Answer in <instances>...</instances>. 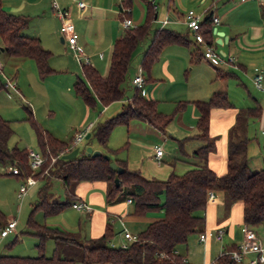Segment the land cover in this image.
<instances>
[{
	"label": "trees",
	"instance_id": "obj_1",
	"mask_svg": "<svg viewBox=\"0 0 264 264\" xmlns=\"http://www.w3.org/2000/svg\"><path fill=\"white\" fill-rule=\"evenodd\" d=\"M131 1L121 0L120 10L130 8ZM146 2L144 23L123 29L115 39L105 76H101L92 66L82 65V78L74 83L73 88L86 105L93 106L99 103L106 106L124 96L122 84L128 82L132 56L137 47L149 36L153 9L151 3ZM262 9L264 11V6ZM120 16L121 20L124 17L130 18V13H120ZM212 23L210 14L205 16L200 24L199 32L204 44H215ZM27 25L28 16L6 12L0 1L1 49L9 56L32 59L39 77L43 79L53 71L49 65L51 52L42 47L39 38L22 33ZM191 43L187 34L168 28L155 29L151 33L148 47L142 53L140 64L142 75L144 72L147 74L143 76L144 82L149 81L150 69L165 46L176 44L189 47ZM193 103L198 111L197 132L185 139L195 138L203 142V145L192 152V156L199 164L182 174H176L172 170L165 179L147 178L138 170L130 169L126 160L117 158L116 150L108 147L110 134L117 125L127 126L130 120L136 119L163 132L172 120V115L158 111L156 101L143 96L140 89L134 88L133 95L116 115L107 118L90 131L88 138L93 137L103 149V154L113 155V160L106 159L103 155L91 156L86 154L85 150L78 151L73 158H62L63 154L70 152L74 147H68L66 142L42 128L26 107L29 114L26 119L34 131L38 151L46 157L42 168L33 176H38L43 168L49 165L52 157L55 161L49 167L48 174L39 179L42 180V184L37 189L36 203L26 221L25 233L37 238L35 244L37 255L2 253L0 264H76L73 259L59 255V245L78 246L81 251L80 264H186L183 256L176 251V247L186 243L191 234L205 230L202 229L205 222L203 213L208 204L209 191L221 193L230 203L241 202L243 224L255 230L264 223V168L251 170L246 150L249 141L246 135L247 120L259 117L261 108L255 106L237 111L235 122L227 135L226 171L218 175L207 163L208 154L214 149V138L209 134L210 111L213 108H230L232 103L225 92H214L208 100ZM185 105L186 102H180L177 112ZM12 134L10 121L0 115V162L15 165L19 170L15 175L23 176L24 179L30 175L29 172L32 173L27 163V150L17 146L9 147L8 142ZM111 161L123 168L121 174L110 167ZM116 178L117 185L114 183ZM53 179L60 180L65 194L64 201L57 200L51 194ZM82 181L105 182V199L108 204L130 198L134 215L144 216L148 212L163 211L164 216L149 222L137 233V240L127 243L125 247L108 244L114 234L109 222L105 224L100 236L82 239L78 232L41 224L33 219V214L37 210L42 211L44 217L61 213L77 200L75 186ZM6 222L0 210V228ZM15 240L14 238L12 243ZM48 240L54 242L51 255H46L44 251ZM214 264L237 263L228 255L222 254L214 259Z\"/></svg>",
	"mask_w": 264,
	"mask_h": 264
},
{
	"label": "crops",
	"instance_id": "obj_2",
	"mask_svg": "<svg viewBox=\"0 0 264 264\" xmlns=\"http://www.w3.org/2000/svg\"><path fill=\"white\" fill-rule=\"evenodd\" d=\"M0 1L3 9L6 12L28 16V25L22 30V33L26 36L39 38L42 47L51 52L49 65L53 70L66 68L69 66L67 63L70 60L67 58L68 56L66 54H61V51H59V48L57 45H55V40L57 39L58 35H61V32L60 20L53 12L52 1H56L60 8L68 9L70 12L71 21L74 24L75 30L78 34V44L81 46L91 63L89 66H92L101 76H105L107 74L112 45L115 39L122 33L120 25L121 16L118 11V9L120 10L119 3L116 6L115 2L110 0H81L84 2L85 6L79 10L76 5L77 0ZM147 1L151 3L153 9L151 24L154 21L156 23V28L154 29H151L150 25L148 36L149 42L151 33L155 29L168 28L187 34L190 41L197 47L195 49H190L189 47L176 44L165 46L162 49L157 61L154 63H160L162 74L170 81L174 80L171 74L172 69L169 67L170 58L172 57L180 58L185 63L188 61V64L191 65V70H193L194 67H203L207 70V74H209V80L206 86L202 84L203 80H201L199 85L197 84V86H195L194 95H192V97H188L189 99L184 101L186 102V105L177 114L176 118L179 123V127L181 128V136L184 137L182 138L183 143L179 141L181 142L179 144L180 148L183 149L184 142L187 141L185 138L193 136L197 132L196 120L198 117V111L193 102L206 101L214 92H225L227 94L228 100L232 103V107L213 108L210 111L209 134L214 138V149L208 154V166L218 175L223 174L226 171L227 135L229 129L235 122V115L237 111L247 107L259 106L261 108V115L257 118H249L246 123V135L249 139L246 150L247 156L249 157V168L252 167L256 170L264 168V94L259 90H257V93L256 90L255 92L247 90V82H245L246 79H251L250 81H252V77L255 73L262 72L264 85V11L262 9L264 5L258 0H225L231 3L226 5L222 3V8L217 11L216 8L214 9L213 5H215L219 0H217L215 3L212 2V6L207 4L206 0H166L165 7L160 8V16L162 17L161 19H157L159 16L156 12L158 7L153 3L154 0ZM193 5L199 6L198 14H201V16L205 17L211 14L212 17H217L219 19L218 23H212V34L213 40L216 44V51L220 52L222 55H231L233 57L236 55L234 57L233 63L224 61L220 63L208 62L204 60L202 52L197 53L199 51V44L195 43L194 39L192 41L189 34L190 31L187 26H185L186 24L184 22V17L187 12L186 9L188 7H193ZM132 13L133 11L131 9L130 19L132 20L133 26L142 24V19L146 16V13L145 15L143 13H138L135 19H133L134 13ZM215 29L217 32H222L224 36H226L225 40H221V44L217 43L219 38L216 34H214ZM60 42L65 43V45L67 44L62 35L60 37ZM224 44L227 46L232 44L235 48L232 49V52L229 51L228 53H225L224 50L218 51L217 46ZM148 45L145 47V49L148 47ZM202 46L203 45H201V47ZM2 52L4 51L1 50V53ZM10 57L11 56H9L8 59H10ZM21 58L30 59L27 57ZM20 62L23 63L22 61ZM18 64L19 63L14 64L15 68L18 67ZM156 65L153 66L154 68L152 72H149V81L144 82V84L151 82L153 84L148 86V88H145L143 85L141 89L143 96L148 99H153L152 94L154 93V89L157 87L158 83H161L160 80H155L151 77L152 74L155 76V67H158ZM208 65H211L213 70ZM218 65H221V68L216 67ZM2 70L3 69H1V71ZM17 72L18 69H16V73L14 74V82L9 79L14 85L13 89H16L18 86ZM248 72H250L249 76H246ZM30 78H32L31 75ZM79 78L80 77L77 75L73 85ZM231 82H233V86L238 87V91H240L239 98L244 102V105L248 104L247 106L242 107L240 100H234L233 98L235 95H230L233 90V86L231 87L230 85ZM4 84L3 87H5ZM5 88L11 89L9 87ZM68 88H70V86H68ZM71 89L74 91L73 87H71ZM227 90H229L231 93H228ZM74 94L76 95L75 92ZM76 97L78 96L76 95ZM123 97L119 100L112 101L106 106L101 105L102 108L99 111V116L93 114L89 108L93 107L95 104L93 106H88L84 103L86 105L82 109V111H84V116L80 120L78 126H80V128L84 127L82 130L85 131L87 126L91 125L88 130V133H90V131L95 126L109 118L104 117L105 119L102 120L101 115H106V112L109 111L112 105H114L113 103L117 102L120 104V109L117 107L113 112L114 114L117 111L114 115H116L121 110L122 106L126 103L125 102L121 104ZM153 100L156 101L157 106L158 101L156 99ZM189 105L191 107L190 115L187 116L186 111ZM28 109H30L32 113L31 108L28 107ZM131 121L132 120H130V122ZM138 125L139 128H142L143 130L148 129L145 128V126L142 127V124ZM80 130L76 132V134L82 132ZM153 130L156 129L153 128ZM161 133L165 134L164 131ZM196 140L198 142H194L195 140H192V144H194L192 147L186 151L183 149L186 153L187 159H191L190 162L187 161V167H183L186 168V170L192 169L199 164L198 160L192 156V152L198 148L197 147L194 149L196 146L200 147L203 142L198 139ZM71 145L72 142L71 144H68V147H71ZM152 147L154 148V146ZM153 148L152 152L149 153L150 156L148 155L145 157V163L144 160L141 161V166L145 167L146 171L152 178L165 179L172 170L174 171V163L173 166L166 164L164 166H156L162 163L164 154L162 155L160 163H158L154 158ZM117 158L126 160V163L129 162L127 157ZM21 178L23 179V176H21ZM38 182H42V180H38L35 185H37ZM105 191L106 183L102 181H82L75 186L74 192L77 199L86 202L92 208V211L89 213L82 212L87 217L88 222V235L85 234L86 239L100 236L103 233L104 226L107 222L111 224L112 228L114 223L118 222V234L122 239V243H126L127 240H125L123 237V228L130 232L127 229L126 222L142 223L145 224L146 227L149 222L159 220L164 216L162 211L148 212L144 216L134 215L132 213L133 204L132 202L127 201L128 198L117 203L108 204L105 199ZM203 215L205 222L202 229H215L218 227H223L225 234L221 241L209 240L207 242L198 241L196 236L192 238L193 234H198L197 232L191 234L188 237L186 243L179 244L176 247V251L186 260V264H203L212 262L216 257H218L221 251L235 247L242 239L241 227L243 222L241 202L235 201L230 203L221 193L215 192L214 200L208 201ZM4 225L5 223L2 226ZM16 227L17 222L15 230ZM255 231L264 245V223L256 227ZM241 264H247V259H245Z\"/></svg>",
	"mask_w": 264,
	"mask_h": 264
},
{
	"label": "rangeland",
	"instance_id": "obj_3",
	"mask_svg": "<svg viewBox=\"0 0 264 264\" xmlns=\"http://www.w3.org/2000/svg\"><path fill=\"white\" fill-rule=\"evenodd\" d=\"M110 1L115 2L116 6L118 3L120 5L121 2V0ZM146 1L147 0L131 1L130 10L132 9L134 13L133 19L137 17L138 13H143L145 15L147 7ZM165 1L166 0H154L153 2L158 7V10L156 12L159 16L157 19H161L162 17L160 16V8L165 7ZM206 3L212 6V0H206ZM222 3L226 5L231 2L219 0L215 5H213L214 9L216 8L217 11L221 9L223 6ZM198 7L199 6L193 5V7H188L186 11H188V9H192L195 14H198ZM203 17L204 16H202V18ZM144 21L145 17L142 19L141 23L143 24ZM154 28H156L155 21L151 24V29ZM122 30L123 28L121 27V31ZM189 34L193 41L194 37L192 33L189 32ZM60 37L61 35L57 36L55 45H57L59 51H61V54H66L68 56L67 58L70 61L67 63V65L69 66H67L66 68L53 70L52 73H50L43 79L39 77L36 65L32 59L13 56L8 59V54L4 52L1 53V65L3 67V70L0 71V83L2 84V87L0 88V115L10 121V125L13 130V134L11 135L8 142L9 147L17 146L18 148H25L26 150L39 149L34 131L30 123L26 119L29 115L26 107L31 108L34 119L38 124L41 125L42 128L48 130L55 137H57V139L63 140L67 144H71L73 138L76 135V132H78L80 129V131H83L82 129L84 127L80 128V126L78 125L80 120L84 116V111H82V109L86 105L80 98L76 97L73 89H71V87H73V82L76 80V76L78 75L80 78H82V73L80 71L81 64L76 61L68 45L60 42ZM148 44L149 39L147 38L142 44L137 47L134 55L132 56L128 73L129 80L127 83L122 84V87L125 89V94L123 99L121 100V104L127 102V98H130L133 95L134 88L130 81L133 75L137 73V69L141 67V54ZM192 44L194 43H191V46H189L190 49L197 48L195 44ZM198 48L199 51L197 53L203 52V46L201 47V45H199ZM233 48L235 47H233L232 44H230V46H227L225 44L217 46L218 51L224 50L225 53H228L229 51L232 52ZM235 56L236 55H234V57ZM20 61H22L23 63H21ZM15 63H19L17 68H15ZM27 64L29 67L27 66ZM156 64L154 65L158 67H155V76L152 74L151 77L155 80H160L161 83H158L157 87L154 89L152 97L153 99H156L158 101L157 109L161 111V113L172 115V120L164 130L165 134H162L161 132L159 133L158 130H153L152 127H149L143 121L132 119L131 122L129 121L127 126H115L110 134L108 141V147L111 150H116L117 157H127L130 162L127 163L128 167L130 169L138 170L143 176L147 178H151V176L150 174H148L145 167L141 166V161L144 160L145 163V157H147L148 155L150 156L149 153L152 152V146L155 145L161 146L164 154L162 163L156 166H164L165 164L173 166L174 163V171L176 174H180L186 170V168L183 167H187V161L190 162L191 159H187L184 150L186 151L194 145L192 144V140H195L194 142L198 141L194 138H190L186 142H184V150L180 148L179 144L182 142V138L184 137L181 136V128L179 127V123L176 118L178 114L177 106L180 102L186 101L187 99H189L188 97H192V95H194L195 86H197V84L199 85L201 80H203L202 84L204 86H206L209 80V74H207L208 72L206 69H204L203 67H194V69L191 70V65L188 64V61L185 63L180 58H170L169 67L170 69H172L171 74L174 79L173 81H170L162 74L160 63ZM153 66L150 69L151 72L154 68ZM208 66L212 68L211 65ZM216 67L221 68V65H218ZM16 69H18L17 88L7 89L3 87V84L6 82V78L11 79L13 82L15 81L14 74L16 73ZM249 73L250 72H248L246 76H249ZM30 75L32 76V78H30ZM144 75L147 76L146 72H144ZM250 80L251 79H246L245 81L247 82V90H250L251 92H255L256 90L257 93V89L254 87L252 81ZM151 84L153 83H146L144 84V87L148 88V86H150ZM230 85L232 87L233 82H231ZM68 86H70V88H68ZM232 89V93L229 92V90L227 91L228 93H231L230 95H235L233 99L240 100L242 107L247 106L248 104L244 105V102L239 98L240 91H238V87L233 86ZM113 104L114 105L110 107L109 111L106 112V115H101L102 120H104L106 117H112V115L117 112L116 111L113 114L114 110L117 107L118 109H120L119 103L115 102ZM89 108L91 112H93V114L99 116V111L101 110L102 106L99 103H96L93 107ZM190 108L191 107L189 105L186 111L187 116L190 115ZM138 124H142V127L145 126V128L148 129L143 130L142 128H139ZM88 146H90L93 150L103 151V149L100 148L93 137H84L82 142L76 145L79 151H84ZM197 147L199 146H196L194 149H196ZM52 164L53 162L50 159L49 165L43 168L42 171H49V167ZM250 169L256 170L252 167H250ZM36 172H29V176H33ZM42 177L43 176L40 173L38 176H35V178H37L38 180ZM22 182L23 179L20 175L8 174V165L0 162V210L4 214L6 221H9L13 218L17 220L16 230L9 234L7 237L0 238V253L21 256H35L38 253L37 248L35 247L37 238L23 231L27 230L26 221L33 205L36 203V192L37 189L41 186L42 182H38L37 185L31 187L27 191L26 195L22 199H19L17 197V192L18 187ZM50 191L53 197H55L57 200H65V194L60 180H52ZM33 219L41 224L58 227L66 231L78 232L82 239L85 238L86 235H88L87 217L84 213L72 208L71 205L66 207L61 213L48 217H44L43 212L37 210L33 214ZM126 226L131 234L137 235V233L145 227V224L126 222ZM118 229L119 224L118 222H115L113 225L114 234L108 241V244H113L116 247H120L122 244V239L118 234ZM195 236L198 238V234H193L192 238H194ZM14 238L16 240L14 243H12ZM53 248V240L46 241L44 250L45 254L51 255ZM58 251L60 256L71 258L76 262V264H80L81 251L78 246L59 245Z\"/></svg>",
	"mask_w": 264,
	"mask_h": 264
},
{
	"label": "built area",
	"instance_id": "obj_4",
	"mask_svg": "<svg viewBox=\"0 0 264 264\" xmlns=\"http://www.w3.org/2000/svg\"><path fill=\"white\" fill-rule=\"evenodd\" d=\"M217 0H212L213 3H215ZM261 4L264 5V0H258ZM77 8L80 10L82 9L85 4L81 0L76 1ZM52 7L53 12L56 14V16L60 20V32L67 43L69 49L72 51L76 61L81 65H90V61L81 48V46L78 44V34L75 30L74 24L71 21L70 18V12L68 9L60 8L56 1H52ZM120 13L128 14L130 13L129 8H121L119 11ZM203 18L201 14H195L193 10H188L184 17V22L189 29V31L192 33L194 37V41L197 44L203 45L204 50L202 52V56L204 60L208 62H214V63H220V62H229L233 63L234 57L231 55H225L220 54L216 51V45L215 44H204L203 43V37L200 30V24L202 22ZM213 23H218L217 17H212ZM133 23L132 20L128 17H124L121 20V27L123 29L132 27ZM215 43V42H213ZM2 69L1 65V47H0V71ZM131 84L133 88L136 89H142L144 85L143 75H142V69L139 67L137 69V73L131 78ZM252 83L254 87L261 91L264 94V85H263V74L262 72H257L252 77ZM5 87H9L11 89L14 88V85L9 79H6ZM128 100V99H127ZM91 125L87 126V129L85 131L79 132L75 135L72 141L71 147L76 146L79 144L83 138L85 137V133L87 135V132L89 130ZM70 147V148H71ZM154 152V158L158 163H160L163 150L161 146L155 145L153 148ZM52 162L55 161V158H51ZM45 161V157L43 154H41L38 150H27V163L32 171H39L42 168V165ZM18 168L15 165H8V174H17ZM42 176L47 175L48 171L44 170L40 172ZM38 179L33 176H26L23 179V182L18 187L17 197L19 199H22L27 191L34 186L37 183ZM215 197V193L213 191L208 192V201H213ZM128 202H131V199H127ZM72 208L79 212H86L89 213L92 211L91 206H89L86 202L77 200L74 201L71 204ZM17 220L15 218L7 221L4 226L0 228V237L3 238L9 233L13 232L15 230ZM242 231V239L241 241L236 245L235 248L223 250L220 252L219 255L226 254L229 256L231 260H233L237 264H241L245 259H247V264H264V245L262 244L258 234L256 231L250 227L247 224H243L241 227ZM225 234V230L223 227H218L215 229H205L198 233V241L200 242H207L209 240L214 241H221L223 236ZM123 237L127 242H132L137 240V235L131 234L128 232L125 228H123ZM114 246L113 244H111ZM127 243H122L120 247H125ZM218 255V256H219ZM183 261L186 260L183 258ZM206 264H214V261L208 262Z\"/></svg>",
	"mask_w": 264,
	"mask_h": 264
},
{
	"label": "water",
	"instance_id": "obj_5",
	"mask_svg": "<svg viewBox=\"0 0 264 264\" xmlns=\"http://www.w3.org/2000/svg\"><path fill=\"white\" fill-rule=\"evenodd\" d=\"M214 34H216L219 38V40L217 41L218 44H221V40H225L226 36H224V34L222 32H217L216 29L214 30ZM62 39V38H61ZM2 50V49H1ZM3 51V50H2ZM90 136V133H88L85 137L88 138ZM78 147H74L70 152L63 154L62 158L65 159H70L73 158L77 153H78ZM85 153L86 154H90L91 156H100L103 155L104 158L106 159H111L113 160L114 156L113 155H109V154H103V152L101 150H93L90 146H88L85 149ZM110 167L114 170H116V172L118 174H121L123 172V168L120 166H117L116 163L114 161L110 162ZM114 183L115 185L118 184V179H114Z\"/></svg>",
	"mask_w": 264,
	"mask_h": 264
}]
</instances>
